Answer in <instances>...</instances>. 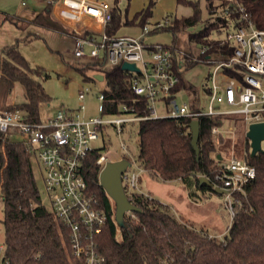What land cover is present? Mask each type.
Returning a JSON list of instances; mask_svg holds the SVG:
<instances>
[{
	"label": "trees",
	"instance_id": "1",
	"mask_svg": "<svg viewBox=\"0 0 264 264\" xmlns=\"http://www.w3.org/2000/svg\"><path fill=\"white\" fill-rule=\"evenodd\" d=\"M120 1L114 0L111 7V20L106 25L109 35L114 36L121 25H139L143 28L156 3V0H149L148 5L131 20H122L118 6ZM177 3L189 7L190 13L175 16L169 26L155 25L148 33L168 29L174 33L171 43L174 44L180 31L201 24L199 30L187 33L183 71L199 63L192 59L194 56L202 60L228 59L233 51V43L224 37L214 38L211 35L213 31L220 33L224 30L228 33L245 23L242 14H246L254 26L264 28V0H204L207 14L219 10L214 20L207 22L203 18L199 0H177ZM51 10L52 5L47 4L43 11L35 14L32 22L45 28L65 30L51 17ZM15 19L1 15V21L15 22ZM31 36L23 40L28 41ZM203 47L205 51L201 52ZM103 66L102 62L94 60L79 69L84 79L95 80L94 76H87L88 70L103 75L104 110L101 113L122 114L119 106L126 104L133 106V113L146 115L149 110L147 100L131 90L132 80L137 75L123 70L121 65ZM183 71H178V82L172 91H187L191 95V107L197 109L200 90L184 78ZM48 76L39 67L30 65L20 51L19 40L1 47L0 110L18 109L25 120L31 123L40 121V105L50 100L41 79ZM198 120V156L190 143V118L137 121L138 165L155 180L180 181L190 199L192 194L198 197L195 189L202 191L201 198L215 192L206 183L199 185V176L203 175L213 186L221 164L220 151L215 145L211 128L225 126L227 121L232 122L235 128L241 119L218 115L201 116ZM12 135L19 138L14 139ZM245 139L243 158L255 167L256 176L239 194L235 213L222 239L196 230L184 217L171 213L167 204L138 190L130 191L127 197L139 211L126 213L124 226H119L114 219V204L98 179L103 164L97 163V160L103 155L101 151L104 146L89 151L83 158L82 171L89 193L96 199L98 208L106 214L105 224L95 236L98 250L105 256L106 263L264 264V151L251 156L249 141ZM36 161L35 154L16 130L0 131L1 223L5 257L10 264H80L72 255L68 228L42 203L33 169Z\"/></svg>",
	"mask_w": 264,
	"mask_h": 264
},
{
	"label": "built area",
	"instance_id": "2",
	"mask_svg": "<svg viewBox=\"0 0 264 264\" xmlns=\"http://www.w3.org/2000/svg\"><path fill=\"white\" fill-rule=\"evenodd\" d=\"M59 19L66 22L90 19L100 25L96 35L94 25L88 34H74V55L82 59H99L108 67L123 62L135 63L137 77L131 83L132 92L147 100L148 113L144 116L133 113V106L122 104V114H111L108 118H84L79 112L58 109L52 118L31 123L18 109L0 110V131L16 130L30 150L35 154L43 169V183L49 200L50 211L60 219L69 230L72 255L80 264H107L105 256L98 250L95 236L106 221V214L99 209L96 199L89 193L83 175L82 161L93 148L90 141L98 138L101 127L111 125L118 132L122 124L152 118L188 117L190 120L201 116L229 115L239 117L246 125L264 121V28L254 26L242 14L246 22L225 35V40L233 43L231 56L226 60H193L210 65L206 73V83L201 90L209 97L207 106L193 109L191 103L178 105L172 90L178 82V71L184 69L185 53L156 43L145 45L143 36L139 38L113 36L106 32L111 20V7L100 0H50ZM157 27L162 26L158 23ZM93 30V31H92ZM145 33L148 32L144 26ZM100 38L98 41L97 38ZM149 59H144V50ZM203 47L201 52H204ZM177 64V68H175ZM87 89L79 90L77 97L83 100ZM162 96L170 108L166 115H158L154 100ZM97 99L98 109L104 110V96L101 92ZM223 106V107H221ZM82 109V107H81ZM224 126H213L211 132L218 143L229 135ZM233 128V127H232ZM226 132V133H225ZM124 147V145H123ZM227 161H221L215 175V184L224 190L225 207L231 218L235 213V194L244 192V187L256 176V170L246 159L231 154ZM129 160V159H128ZM122 173V185L126 189L137 188L140 176L146 172L137 165L131 170L132 162ZM105 164V156L97 160ZM238 201V199H237ZM0 264H10L5 257V246L0 245Z\"/></svg>",
	"mask_w": 264,
	"mask_h": 264
},
{
	"label": "rangeland",
	"instance_id": "3",
	"mask_svg": "<svg viewBox=\"0 0 264 264\" xmlns=\"http://www.w3.org/2000/svg\"><path fill=\"white\" fill-rule=\"evenodd\" d=\"M50 0H0V17L8 15L16 18L15 22L9 20L2 21L0 24V47L4 44L15 43L19 40V48L23 56L31 66L39 67L49 76L41 79L45 91L50 96L49 102L42 103L39 108L40 120L52 118L58 109H68L79 112L84 118H108L111 114H102L98 109L97 96L105 87L104 80L84 79L80 72V67L94 60H83L74 55V42L70 36L62 35L60 32L43 28L31 21L32 17L46 7ZM107 3L109 7L114 6V0H100ZM200 1L203 18L207 21H213L218 15L219 10L216 9L214 14H207L204 8V0ZM149 0H122L118 6L121 9V18L131 20L134 15L144 9L148 5ZM217 3V2H216ZM220 3V2H218ZM191 9L187 6L177 3V0H156L155 5L151 9V13L147 18L145 27L150 32L155 25L162 23L164 26H169L175 16H185L190 13ZM53 19H56L54 14H51ZM70 33V26L63 24ZM201 28L200 25L188 27L184 31H180L178 41L171 44L174 33L168 29L160 30L155 33H145L139 25H121L115 36H124L139 38L143 36L145 45H154L160 43L170 45L178 51L184 52L186 49V36L189 32L197 31ZM79 30V28H77ZM38 34L37 37L31 36ZM73 33V32H72ZM70 33V34H72ZM226 33L222 30L220 33L212 32V37L223 38ZM29 38L28 41L23 39ZM99 41L100 38L98 37ZM186 54V53H185ZM103 52L99 50V59ZM144 59H149L148 51L145 49L143 53ZM195 61V60H194ZM108 66L106 63L103 67ZM211 66L198 63L196 66L183 71L184 78L192 82L199 88V100L201 107H206L209 97L201 90L202 85L206 83L205 75ZM94 71L88 70L87 76L93 77ZM101 74V73H100ZM87 89V93L83 100L78 99L79 90ZM174 99L178 105L190 103L191 95L181 89L174 94ZM153 105L158 115H166L170 105L162 96L157 97ZM82 107V109H81ZM223 107V106H221ZM223 127L226 128L229 135L226 136L221 143H218L213 135L217 150L220 151V160L227 161L231 154L236 157L243 158L246 142V125L241 119L237 121L235 128H232V122L227 121ZM226 133V132H225ZM98 138L91 140L92 148H101L102 154L105 156V163L113 159L128 158L132 162L131 170L136 169L138 165L137 156L139 152V137H138V122H126L122 124L121 131L118 132L111 125H106L98 133ZM18 139L17 135L11 136ZM124 145V147H123ZM264 147V143H262ZM220 161V162H221ZM34 175L37 186L40 191L42 203L46 208L50 209L49 200L43 183V169L36 161L33 164ZM132 190H138L144 194L149 191L160 201L167 204L170 212L176 216L184 217L196 230L202 231L216 239H222L227 233L231 222V215L225 207V195L216 192L209 193L207 197L201 198L202 191L195 189L191 199L185 195L183 184L178 181H159L154 180L150 186L146 185L145 180H141L135 189H126L127 193ZM200 198V199H199ZM239 194H235V202ZM194 199V200H193ZM3 199L0 191V245L3 244L4 232L1 219L3 216ZM130 213V212H129Z\"/></svg>",
	"mask_w": 264,
	"mask_h": 264
},
{
	"label": "water",
	"instance_id": "4",
	"mask_svg": "<svg viewBox=\"0 0 264 264\" xmlns=\"http://www.w3.org/2000/svg\"><path fill=\"white\" fill-rule=\"evenodd\" d=\"M121 68L130 72L139 71V68L135 63L127 61L121 64ZM94 78L102 80L103 75L96 73L94 74ZM189 127L191 132L190 143L196 156H198L199 120H190ZM245 136L249 141L251 156H254L257 152L264 151V148H262V143H264V121L251 123L248 126ZM128 165H130V162L126 158L109 160L101 168L98 176L99 184L103 187L106 194L114 204V219L119 226H124V215L126 213L139 211V208L129 201L122 185V173L126 170ZM202 183H206L211 186L218 194L224 193L223 189L213 187L209 179L203 175L199 176V185Z\"/></svg>",
	"mask_w": 264,
	"mask_h": 264
},
{
	"label": "crops",
	"instance_id": "5",
	"mask_svg": "<svg viewBox=\"0 0 264 264\" xmlns=\"http://www.w3.org/2000/svg\"><path fill=\"white\" fill-rule=\"evenodd\" d=\"M54 14V16H55V20H57L59 23L61 22V23H63V24H66L67 26H70V28H69V30H70V33H72V34H70L68 31H65V30H59V29H51V28H46V29H50V30H54V31H57V32H60L62 35H66V36H70V37H72L73 38V42H74V37H73V35L74 34H80V35H82V34H88L89 32L88 31H90L91 29H90V26L92 25H94V30H97L95 33H96V35H99V33H100V30H101V27H100V25H98V24H96V23H94V21H91L90 19H83V20H81V21H71V22H66V21H62L61 19H59L58 18V16L56 15V13H55V9H54V7L52 6V10H51V14ZM35 16V15H34ZM33 16V17H34ZM33 17H32V19H33ZM32 19H31V21H32ZM1 17H0V24H1ZM40 26V25H39ZM42 27V26H41ZM63 27L64 28H66L64 25H63ZM43 28H45V27H43ZM77 28H79V30H77ZM67 29V28H66ZM93 31V30H92ZM36 35H38L37 33H36ZM5 45H8V44H4L3 46H5ZM3 46H1V47H3ZM0 47V48H1ZM83 60H89V59H87V58H82ZM106 67V66H105ZM94 74H96V73H94ZM98 74H100V73H98ZM103 80V79H102ZM113 160H117V159H113ZM145 180V182H146V185L149 187L150 186V184H151V182L152 181H154L155 179H153L152 177H150L148 174H147V172H145V173H143L141 176H140V179H139V182H141V180ZM138 182V183H139ZM184 191H185V189H184ZM149 194L151 195V196H154L150 191H149ZM185 195H187V192L185 191ZM155 197V196H154Z\"/></svg>",
	"mask_w": 264,
	"mask_h": 264
}]
</instances>
